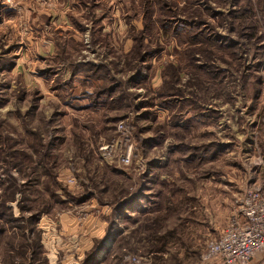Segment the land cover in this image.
I'll list each match as a JSON object with an SVG mask.
<instances>
[{
	"label": "rangeland",
	"instance_id": "374dc122",
	"mask_svg": "<svg viewBox=\"0 0 264 264\" xmlns=\"http://www.w3.org/2000/svg\"><path fill=\"white\" fill-rule=\"evenodd\" d=\"M257 191L264 0H0V264H194Z\"/></svg>",
	"mask_w": 264,
	"mask_h": 264
},
{
	"label": "built area",
	"instance_id": "2783aa9c",
	"mask_svg": "<svg viewBox=\"0 0 264 264\" xmlns=\"http://www.w3.org/2000/svg\"><path fill=\"white\" fill-rule=\"evenodd\" d=\"M206 243L194 264H252L264 252V193L249 194L230 223ZM120 264H148V260L127 255Z\"/></svg>",
	"mask_w": 264,
	"mask_h": 264
},
{
	"label": "trees",
	"instance_id": "16d2710c",
	"mask_svg": "<svg viewBox=\"0 0 264 264\" xmlns=\"http://www.w3.org/2000/svg\"><path fill=\"white\" fill-rule=\"evenodd\" d=\"M11 218L13 219L12 215H11ZM14 219H15V218H14ZM101 246H102V245H101ZM101 246L98 248V252H100L99 250H100L101 248H102V249L105 248V246H102V247H101ZM102 249H101V250H102Z\"/></svg>",
	"mask_w": 264,
	"mask_h": 264
}]
</instances>
